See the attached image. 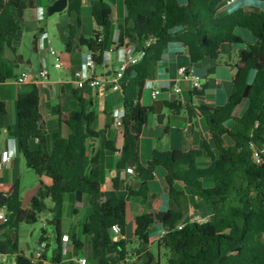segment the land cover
<instances>
[{"label":"trees","instance_id":"16d2710c","mask_svg":"<svg viewBox=\"0 0 264 264\" xmlns=\"http://www.w3.org/2000/svg\"><path fill=\"white\" fill-rule=\"evenodd\" d=\"M67 13H80L83 0H67ZM125 38L132 40L141 60L129 66L119 81L124 97L123 151L119 169L128 163H139V137L154 106H142L140 98L147 80L156 75L158 64L173 43L186 47L191 65L205 58H217L223 44L240 45L239 72L234 89L226 103L217 107L193 106L173 102L169 107L176 114L185 111L192 121L201 116L210 135L201 149L184 152L154 151L151 163L165 171V182L173 208L154 214L143 213L135 218V239L140 262L136 264H162L159 256L148 248L151 228L158 223L164 236L158 249L172 256L166 264H264V11L247 12L237 8L221 14L225 0H123ZM264 4V0H254ZM33 0H0V84L7 81V68L23 63L13 46L11 35L20 29L19 18L33 7ZM91 17L97 31L91 37L79 35L77 44L92 55L96 67L105 62V54L112 45L111 6L105 0H91ZM67 48L71 47L77 32L69 26ZM239 30L252 37L250 43ZM154 41L148 46L146 42ZM195 93V92H194ZM246 102L239 116L235 110ZM40 95L37 89L17 97L16 128H8V136L15 139L17 149L26 166L39 176L51 179L50 186L42 185L23 208L19 181L10 193H0V207L9 214V228L37 224L42 215L51 216L56 247L54 264L63 259V204L66 194L83 193L93 208L83 225V233L90 241V264H127L131 241L125 236L127 203L131 196H146L143 191L128 190L118 195L119 179H114L113 190L101 191L102 170L100 156L92 157V170L88 173L86 148L89 140L99 138L94 129L96 114L82 99L80 110L66 121L68 138L56 137L52 149L47 148L46 128L39 110ZM7 113L6 104L0 101V115ZM38 141V149L31 150L29 142ZM109 150L114 148L106 144ZM261 163L255 160V154ZM207 162L203 165L202 162ZM137 171L142 172L141 165ZM183 185L196 199L211 210L207 221H185L181 198ZM51 200L52 207L47 206ZM118 225L121 238L114 239L112 227ZM182 226L179 229V226ZM47 231L41 230L40 242H48ZM73 246L82 251L85 243L73 240ZM8 242L0 240V253L5 254ZM47 248L49 245L47 244ZM46 248V249H47ZM14 264H32L24 255L15 257Z\"/></svg>","mask_w":264,"mask_h":264},{"label":"crops","instance_id":"0c3cea01","mask_svg":"<svg viewBox=\"0 0 264 264\" xmlns=\"http://www.w3.org/2000/svg\"><path fill=\"white\" fill-rule=\"evenodd\" d=\"M56 1H49L48 8ZM105 1L112 9V45L105 54L104 64L96 67L94 76L112 80L122 61L126 58L127 50L134 47L132 40L125 38L124 19L127 12L124 1ZM43 2L44 0H33V7L30 8L33 11L31 19L24 18L29 10L27 9L19 18L21 29L10 36L23 63L15 64L13 57L9 56L11 59L9 65L12 70L7 71V81L0 84V101L4 102L7 107V113L0 115V157L7 154L11 156V161L0 170V193H10L13 191L15 182L19 181L22 199L29 197L30 202L42 185L50 186L52 184L49 177L39 176L26 166L25 160L18 152L16 140L8 136V128H16L18 125V95L31 93L34 89L38 90L40 95L39 110L46 128L49 151L52 149L56 137L68 138L69 128L66 121L70 120L75 111L80 110L79 100L82 99L86 106L96 114L93 127L99 134V138L87 142L85 158L88 163V173L93 168L92 157L99 154L102 170L101 191L103 193L113 190L114 179H119V196L127 195L128 190L143 191L146 189L147 191L145 197H129L127 227L125 236L122 237L131 241L126 263H139L140 260L133 263L136 257L138 258L132 251L137 246L135 218L143 213L154 214L173 208V202L165 182V171L151 163L153 152L174 150L187 152L192 149H201L203 142L210 140V135L201 116H196L191 121L185 111L176 114L170 109L169 104L177 102L209 107L224 105L234 89L236 67L239 69V54H234V45L223 44L218 48L217 58L207 57L200 63L191 65L186 47L179 43L169 46L158 64L155 77L146 81L140 98L142 106H154L155 101H162L164 103L163 112L166 116L163 123L159 124L155 111L151 114L139 137V163L135 162L133 167L128 165V168L133 169V173H128V168L119 169L118 167L124 143L123 128L117 126L116 123L117 116L124 111L122 90H112L111 88L99 90L91 87L79 89L74 77V72L82 69L90 54L86 48L78 46L77 37L79 35L91 37L97 31L90 12L91 0H83L79 14H68L64 10L61 12L63 18L54 23L65 44V53L57 51L61 64L59 69L54 67L55 58L49 53L50 49L54 48L48 40L46 28H32L31 25L43 20ZM69 26L76 28L77 35L68 49L66 44ZM30 28L31 34H34L32 50L36 55V62H32L31 58L26 60L23 55L19 54V44L24 41L25 32ZM40 58L45 60L46 68L49 71V79L46 81L42 80L39 75ZM180 68L186 70L183 76L179 74ZM23 72L28 74V79L25 83L19 84L17 78ZM188 75H196L201 78L202 89L200 91L192 88V81L187 77ZM176 84L181 88L180 93L174 91ZM154 87L161 89V94L156 99L152 98ZM107 143L114 149L109 150L106 146ZM29 147L31 150H37L38 141L32 139L29 142ZM202 164L206 165L207 162H202ZM138 165L142 166V172L137 171ZM176 187L180 191H184L181 204L185 221H188L190 217H198L196 215L202 214L203 211L212 217L210 208L203 201L189 195L183 185L177 184ZM47 206L52 207L51 200L47 201ZM92 213L93 208L88 204L85 194L65 195L61 227L63 239L72 245L74 239L83 241L85 247L82 251H78L74 247L71 252H63L62 264H78L80 258L86 259L87 264H90L88 259L90 257V241L83 233V225L86 218ZM50 225L51 216L49 213H45L34 225L22 224L18 228L2 227L0 240H6L8 247L5 254L0 253V264H14L15 257L18 255L31 258L40 243L42 229L47 231L49 241L46 242V245L48 244L49 247L44 250L42 259L32 264H54L53 251L56 241L54 230ZM164 233L162 225L156 223L152 226V237L148 247L150 251L155 244L158 245V241L164 236ZM162 250L163 248L158 249L157 254L153 252L159 256L160 261Z\"/></svg>","mask_w":264,"mask_h":264},{"label":"built area","instance_id":"2783aa9c","mask_svg":"<svg viewBox=\"0 0 264 264\" xmlns=\"http://www.w3.org/2000/svg\"><path fill=\"white\" fill-rule=\"evenodd\" d=\"M235 2L236 0H225L223 4L220 6L219 11L221 12L222 10L231 7ZM153 41L154 38H151L149 41L146 42L145 46H148ZM49 53L51 56L55 58L54 67L56 69H59L61 64H60V58L58 52L54 49H50ZM142 56H143L142 53L135 52L134 48L127 50L126 58L122 61L113 79L109 80L108 78L105 77L99 78L94 76L96 65L93 62L92 55L90 53L88 59L83 64L82 69L74 72L76 85L79 89H84L85 87H91L99 90H106L108 88H111L112 90H120L121 88L119 86V81L123 77L124 72L129 66L137 64L141 60ZM39 61L41 65V69L39 73L40 78L46 81L49 79V71L46 68L45 60L40 58ZM185 72H186L185 68L179 69V74L181 76H183ZM187 77L191 79L192 88L194 90L200 91L202 89L201 78L199 76L188 75ZM27 79H28V74L26 72H23L18 76L17 82L19 84H22L25 83ZM174 91L176 93H180L181 88L176 84L174 86ZM160 94H161V89L154 87L152 91V98L156 99ZM123 117H124V111L117 116V120H116L117 126L122 127ZM255 160L257 163H261V158L257 153L255 154ZM10 161H11V156L8 154L0 157V170H2ZM127 172L133 173V169L128 168ZM192 221L201 222L199 217H195ZM8 223H9V214L7 213L5 208L0 207V233H1V228L7 226ZM178 228L181 229L182 226L180 225ZM112 234L115 240H117L121 236L120 228L118 225H114L112 227ZM46 246H47L46 242H40L38 244L35 254L30 258L31 263H34L42 259L43 252L46 249ZM73 249L74 246L72 244H69L65 239H63V252L64 253L71 252L73 251ZM78 264H87V260L84 258H80L78 260Z\"/></svg>","mask_w":264,"mask_h":264},{"label":"rangeland","instance_id":"374dc122","mask_svg":"<svg viewBox=\"0 0 264 264\" xmlns=\"http://www.w3.org/2000/svg\"><path fill=\"white\" fill-rule=\"evenodd\" d=\"M51 0H44L43 2V12H44V17L43 20L40 22H35L32 25V28H36V27H40V29L42 28H46V32L48 34V40H50L51 45L53 46L54 49H56V51H58L59 53H65V44L63 41V37L61 36V34L59 33V31L56 29L54 23L55 22H59L60 19H62L63 17H61V13H56L52 16H50L48 14V3ZM237 8H243L245 9V11L250 12V11H264V4L261 2H257L254 0H236V2L231 6L228 7L224 10H222L220 13L221 14H227L229 12H231L234 9ZM33 11H31L30 9L27 10L26 15L24 16L25 19H31V15H32ZM30 25V23H29ZM31 28L28 29L25 32V38L24 41L21 42L19 44V54L23 55L25 57L26 60L28 59H32V62H36V55L34 54L33 50H32V38L34 36V34H31ZM239 33L244 34V36L247 38V40L252 43L253 39L252 37L246 35V31L245 30H239ZM234 54H239V51L242 49V46L240 45H234ZM10 70H12V67L10 65H8L7 71L9 72ZM246 106V102H244L241 106H239L235 112L234 115L235 116H239L243 109ZM190 195V193H188ZM200 218V221H207L209 219H211V216L209 213L204 212L202 214H198L196 215ZM194 219L193 217L189 218V220ZM152 252H154L155 254L158 253V247L157 244H155L152 248ZM132 251L134 252V254L136 256H138V258L136 257V260L133 262L135 263L136 261L138 262V260L141 259V257L138 255V253L136 252V250L133 248ZM141 254V253H139ZM161 256V263L162 264H166L167 260L172 256V254H170L167 250H162L160 253ZM90 263V262H89Z\"/></svg>","mask_w":264,"mask_h":264},{"label":"water","instance_id":"95a60500","mask_svg":"<svg viewBox=\"0 0 264 264\" xmlns=\"http://www.w3.org/2000/svg\"><path fill=\"white\" fill-rule=\"evenodd\" d=\"M67 6H68V1L67 0H57L53 5H51L49 8H48V14L50 16L56 14V13H61L63 12L64 10L67 9ZM242 53V50L239 51V54ZM239 72V69L236 67V74H238ZM154 107H155V114H156V118H157V121L159 124H162L164 119H165V113L163 112L164 110V103L162 101H155L153 103ZM128 165L130 167H133L135 165V162L134 161H130L128 163ZM29 197L28 198H24L23 199V208H26L29 204Z\"/></svg>","mask_w":264,"mask_h":264}]
</instances>
